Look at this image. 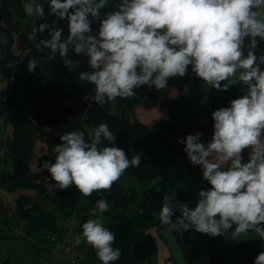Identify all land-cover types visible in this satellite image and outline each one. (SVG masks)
<instances>
[{
    "label": "clouds",
    "instance_id": "1",
    "mask_svg": "<svg viewBox=\"0 0 264 264\" xmlns=\"http://www.w3.org/2000/svg\"><path fill=\"white\" fill-rule=\"evenodd\" d=\"M108 3L28 0L26 14L45 21L28 38L47 33L38 44L47 50L44 59L59 55L68 68L80 63L68 59L70 51L84 56L90 70L78 78L93 86L91 100L100 106L132 97L142 86L167 89L170 79L184 78L189 70L217 91L239 85L242 94L212 112L213 132L207 143L200 131L177 141L184 145L188 161L200 167L208 187L199 190L194 207L174 204L175 194L165 195L159 220L162 227L181 235L194 230L238 240L254 232L264 241V55L256 54L264 41V0H119L115 10L102 14ZM45 4L48 16L56 17L51 23ZM94 19L99 20L95 34ZM59 20L67 22L66 36L65 28L57 26ZM6 43L7 37L0 34V44ZM37 68L35 58L28 60V72ZM184 92L188 94L187 85ZM89 137L86 140L83 131L67 132L59 137L54 159L41 161L40 170L50 174L54 188L75 186L88 197L110 191L129 168L140 166L142 153L129 158L120 147H100L102 140H117L107 123L93 128ZM108 210L105 199L97 200L95 218L82 224V233L73 241L91 246L101 264H112L121 256L112 246L114 233L97 215ZM253 264H264V251Z\"/></svg>",
    "mask_w": 264,
    "mask_h": 264
},
{
    "label": "trees",
    "instance_id": "2",
    "mask_svg": "<svg viewBox=\"0 0 264 264\" xmlns=\"http://www.w3.org/2000/svg\"><path fill=\"white\" fill-rule=\"evenodd\" d=\"M27 2L28 0H0V34L7 37V43L0 44V80L5 81L8 90L6 94L0 95L4 98L0 102V111L1 116L13 123V133L6 141V154L11 159L12 168L9 172L0 170V189L9 193L15 190L35 192L34 197L22 193L13 202L12 215L21 217L26 222L22 237L37 239L39 235L48 233L44 248L52 253L49 238L63 232L61 219L65 221V217L75 213L82 225L88 218H95L91 214L96 208L93 205L77 203L71 209L62 210L60 217L42 209L40 200L51 197L47 186H53L54 182L46 170L37 179H34L30 170L37 141L46 145L48 157L45 160L54 159L55 146L61 143L59 137L64 134L63 121L78 116L82 117L89 130L107 123L117 137L116 146L124 149L129 158L137 152L142 153L140 166L129 168L124 175L132 176L144 187L142 198L137 203V210L144 215L143 222L157 228L166 227H162L159 220V209L165 195L175 194L173 198L179 202L195 201L199 190L208 187L202 180L200 167L193 166L188 161L183 151L184 145L177 141L198 131L204 133L207 129L212 136V112L229 106V102L216 96L201 108H190L183 101L186 81L168 82L178 88L179 94L168 103L167 114L150 124L137 119L130 122L127 111L136 105H142L146 110L151 109L157 103V92L160 90L142 86L132 97L117 98L114 101L115 111L111 109L113 101H106L103 106L92 102L93 86L78 78L80 72L90 70L86 58L75 56L70 51L68 59L80 62L74 68L66 67L59 55L54 60H45L47 50L39 49L38 44L48 34L37 32L36 39L28 38L39 23L45 21L26 14L24 4ZM45 14L49 23L56 19L48 16L47 4ZM57 26L65 28L66 36L67 22L59 20ZM98 26L99 20L94 19V34L98 31ZM263 49L264 41H261L256 49L257 56L261 55ZM32 58L36 59L38 68L30 73L27 63ZM203 120H207L208 125H203ZM201 140L205 143L209 141L204 135ZM99 194L109 204V210L103 214L97 212V215L102 217L104 224H119L127 216V191L117 181L110 191L101 190ZM7 205L0 194V215L5 214ZM2 222L5 219L0 220ZM81 233L82 229H79L77 236ZM2 237L7 236L0 233V238ZM35 247L42 249L36 243ZM78 248L81 259L80 245ZM155 252V238L143 229L136 228L129 251V264H147ZM259 252L261 251L257 247L247 242L236 243L225 253L207 246L211 264H253ZM3 264L8 263L5 261Z\"/></svg>",
    "mask_w": 264,
    "mask_h": 264
},
{
    "label": "crops",
    "instance_id": "3",
    "mask_svg": "<svg viewBox=\"0 0 264 264\" xmlns=\"http://www.w3.org/2000/svg\"><path fill=\"white\" fill-rule=\"evenodd\" d=\"M118 3L119 0H109L108 6L103 9L102 12L115 10ZM261 55H264V49L262 50ZM185 77H194V75L191 73V70H189V73ZM178 79L180 78L170 79L168 82H180ZM174 89H176L179 94L178 88L173 84H168L167 89L157 92V103L149 110L144 109L142 105H136L129 109L127 111L129 121L132 122L134 119H137L142 123L150 124L159 117L165 116L167 114L168 103L178 96V94L176 95ZM235 89V91H237L238 85L235 86ZM111 109L115 111L114 101L111 103ZM130 113H134L136 115L137 113L139 114L135 118H130ZM63 128L64 134L71 131H83L85 133V139H90L89 133L91 130L85 127L81 116L65 119L63 121ZM113 134H115V132H113ZM38 145L40 147L43 146L44 143H38ZM104 146L116 147V144L115 141L110 142L102 140L100 147ZM41 150L44 151V148H41ZM47 157V153H41L37 161L36 168H34L35 165L33 166V163H30V170L33 177H37L42 172L40 170V163ZM0 170L5 171L1 168ZM118 183L122 189L127 191V216L117 225L104 224V226L115 235V242L112 245L113 248L121 250L120 258L117 261L112 262V264H129V251L132 247L133 235L136 228L143 229L145 233L154 237L156 241V252L147 264H211L207 256V246H213L221 253H225L232 245L239 242L250 243L257 247L260 251H264L262 248L264 241H261L258 235L254 232H249L247 235L240 236L238 240H233L230 235L214 238L195 232L194 230H189L181 235L180 233L174 231H168L166 227L157 228L148 223H144L143 213L137 210V203L142 198L144 188L143 185L135 181V179L129 175H123L119 179ZM47 189L50 191L51 197L41 199L40 207L55 217H60L62 210L71 209L77 203L82 205H93L96 207L97 200L102 199L99 191L93 192L91 196L85 197L75 188V186L65 190H59L54 188L52 185H49L47 186ZM12 193H14V200L22 193L32 197L35 196V192L33 190H15ZM46 201L50 202L51 208L44 206ZM173 202L177 205L181 203L175 198H173ZM194 202L195 201H189V206L194 207ZM7 206H10L9 208H13V204L11 203ZM176 216H179V212L175 214L173 219H175ZM64 223V220L61 219L60 224ZM229 231L231 232L232 230ZM17 238L21 241L27 242V244L32 248L35 258L34 264H61L52 253H49L48 250L44 248L43 244V246H41L42 249H40L35 247V243L32 240L22 237V235H19ZM259 243H261L260 246ZM224 247L226 250H223ZM80 248L82 250V256L79 264H101L96 255V251L91 246L82 242L80 244Z\"/></svg>",
    "mask_w": 264,
    "mask_h": 264
},
{
    "label": "rangeland",
    "instance_id": "4",
    "mask_svg": "<svg viewBox=\"0 0 264 264\" xmlns=\"http://www.w3.org/2000/svg\"><path fill=\"white\" fill-rule=\"evenodd\" d=\"M261 67L264 68V65H262ZM178 80L180 82L186 81V83L184 84V88L186 85L188 86V94H185V92L183 93V101L188 107L194 109L201 108L202 105L212 102L216 96L221 97L225 102H229L230 100L242 94L239 85L237 91H235V86H233L229 91L222 92L212 89L210 85L206 84L203 81L195 79L194 77H184ZM7 92L8 90L5 81L0 80V95L6 94ZM139 113H137V115ZM137 115L134 113H130L129 117L135 118L137 117ZM205 124H207V120H203V125ZM12 133L13 123L11 122V120L5 119L3 116H1L0 111V168L4 169L5 171H10L12 168L11 159L6 154V141L7 138L12 135ZM210 136V130H205L204 138L210 140ZM38 143L44 142L37 141L36 143L35 153L31 162L33 163V166L35 165L34 168H36L37 161L41 153H47L45 143L40 147ZM41 148H44V151H42ZM34 179H37V177H34ZM14 193H9L0 189L1 198L3 199L5 204H13L12 202L14 200ZM44 206L47 208H51V204L49 201H46L44 203ZM9 207H7V209L5 210V214L0 215L1 221L5 219L4 223H0V233L7 236V238H0V264H3L5 261H7L8 264H34L35 258L32 248L27 244V242L21 241L17 238L19 235H24L26 222L21 217L13 216L11 214L13 209ZM48 237L49 234L47 233L39 235V239H30L37 245L43 246L46 243ZM260 244L261 243H259V246ZM262 248L264 249V245L262 246ZM223 250H226V248L224 247Z\"/></svg>",
    "mask_w": 264,
    "mask_h": 264
},
{
    "label": "built area",
    "instance_id": "5",
    "mask_svg": "<svg viewBox=\"0 0 264 264\" xmlns=\"http://www.w3.org/2000/svg\"><path fill=\"white\" fill-rule=\"evenodd\" d=\"M64 222L61 235L51 236L49 238V242L52 245V254L61 264H78L80 260V250L73 241L77 236L78 230L82 229V225L79 223L75 213L65 217Z\"/></svg>",
    "mask_w": 264,
    "mask_h": 264
}]
</instances>
